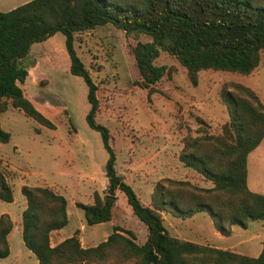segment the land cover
<instances>
[{
	"label": "trees",
	"instance_id": "trees-1",
	"mask_svg": "<svg viewBox=\"0 0 264 264\" xmlns=\"http://www.w3.org/2000/svg\"><path fill=\"white\" fill-rule=\"evenodd\" d=\"M113 23L127 34L145 33L133 54L140 73L136 83L154 90L153 83L167 73L154 59L161 49L173 54L186 68L192 84L206 68L252 72L264 50V0H26L0 10V112L8 99L38 122H53L23 92L20 82L28 66L20 63L32 42L61 31L70 58L69 70L83 77L87 85V123L98 130L107 151L104 194L94 192V201L76 204L83 209L87 224L108 221L123 191L133 213L147 227L142 243L134 240L129 228L113 230L97 244L83 246L77 230L51 244L50 232L68 222L67 199L47 185L22 184L26 198L22 210V238L38 264H264V238L256 255L200 243L172 234L164 224L162 210L189 216L207 210L215 228L228 234L230 225L245 226L247 220H264V193L247 184V156L264 136V104L257 93L237 81L222 90L229 121L215 134L187 135L181 158L186 165L211 180L208 186L191 189L157 183L151 203L145 204L115 167L116 153L110 129L95 119L99 100L92 79L74 46V32ZM10 132L0 124V143ZM190 184L189 182H182ZM13 189L0 167V199L12 201ZM13 220L0 214V257L9 254L8 233Z\"/></svg>",
	"mask_w": 264,
	"mask_h": 264
},
{
	"label": "rangeland",
	"instance_id": "rangeland-1",
	"mask_svg": "<svg viewBox=\"0 0 264 264\" xmlns=\"http://www.w3.org/2000/svg\"><path fill=\"white\" fill-rule=\"evenodd\" d=\"M21 2L0 0V10ZM74 35L75 49L97 84L99 107L95 119L110 129L116 170L141 200L150 204L153 188L160 182L187 189L211 185V180L182 160L185 136L221 131L223 123L230 119L222 90L231 81L250 86L264 104V50L252 72L206 68L199 71L194 85L179 60L161 49L154 62L165 65L168 71L149 91L136 83L140 73L133 54L136 42L149 40V35L127 34L110 22L75 31ZM64 39V34L56 31L44 40L32 42L27 54L20 58L21 64L30 67L29 76L20 82L23 92L54 126L38 122L8 99L7 108L0 112V124L10 132V138L1 144L2 160L7 163L0 167L12 183L16 200L12 203L0 199V208L9 210L16 220L22 194L18 184L36 181L32 175L38 173L44 178L38 179L40 182L64 189L70 201L64 234L77 230L83 246L94 245L118 224L131 229L134 240L142 243L147 227L133 213L123 191L116 190L117 203L108 221L87 224L83 209L76 204L92 203L95 191L104 194L107 151L100 132L87 123V85L82 76L69 70ZM248 168L251 188L264 193V150L258 157L253 152L249 154ZM256 178L257 182L252 180ZM162 215L168 230L181 238L228 249L233 246L249 255L256 254L262 246L261 219H248L245 226L232 224L230 227H236L232 234L230 230L229 236H221L223 233L215 228L207 210L185 217L162 210ZM52 236L50 232V242L55 241ZM8 242L10 254L0 257V264H34L37 258L24 244L18 223Z\"/></svg>",
	"mask_w": 264,
	"mask_h": 264
},
{
	"label": "crops",
	"instance_id": "crops-1",
	"mask_svg": "<svg viewBox=\"0 0 264 264\" xmlns=\"http://www.w3.org/2000/svg\"><path fill=\"white\" fill-rule=\"evenodd\" d=\"M24 1H26V0H22V2H24ZM21 2V3H22ZM14 7V6H13ZM50 37V36H49ZM29 74H30V67H28V75L26 76V77H28L29 76ZM1 144L2 143H0V147H1ZM264 150V136H263V138H262V140L260 141V143L255 147V148H253L249 153H248V156H247V184H248V186H249V188L250 189H252L251 188V185H250V175H249V168H248V157H249V154H251V152H253V154H254V156H256V157H258L260 154H261V152ZM2 158H3V156L1 155V152H0V165H2L3 163H7V161H5L4 159L2 160ZM5 173V172H4ZM5 176H6V178H7V180L10 182V184H11V186H12V183H11V181L9 180V178H8V176H7V174L5 173ZM21 176V175H20ZM33 176V178L34 179H36V181H33V182H21V184H18V187H17V190H20V187H21V185L22 184H32V185H46L44 182H40L38 179H40V180H43L44 178L40 175V174H38V173H36L35 175H32ZM257 179L258 178H256V179H252L253 181H255V182H257ZM16 180L18 181V178H16ZM38 180V181H37ZM252 181V182H253ZM56 192H58V193H61V194H63L66 198H67V196H66V192H65V190L64 189H62V188H56V187H52ZM12 189H13V186H12ZM252 190H254V189H252ZM14 189H13V193H14ZM254 191H256V190H254ZM118 194H119V191H116V196L118 197ZM15 193H14V199L12 200V201H10V202H12V203H14L15 202ZM116 203H117V199H116ZM148 203V202H147ZM70 204V201L69 200H67V214H68V220H69V212H68V205ZM25 205H26V198H25V196L23 195V194H20V209L16 212L17 214H16V220L14 219V217H13V215H12V213L9 211V210H7V209H3V208H0V214L1 213H4V212H7L10 216H11V218H12V220H13V227H14V225L16 224V223H18V228L19 229H21L22 230V210L24 209V207H25ZM66 226V225H65ZM65 226H63V227H61V228H56V229H53L52 231H51V233H53V236L52 237H54V240L55 241H52V239H51V244H54V243H57V242H59V241H61L62 239H64L65 237H67V236H69L70 234H64V228H65ZM13 227H12V229H13ZM12 229L10 230V232L12 231ZM234 229H236V227H230V230H231V233L230 234H232V231L234 230ZM82 231V230H81ZM10 232L8 233V236H9V234H10ZM221 236H229V234H227V235H221ZM83 245V244H82ZM219 247H222V248H227L228 246H219ZM230 247V246H229ZM262 247V246H261ZM9 249H10V246H9ZM230 249L231 250H234V251H237V252H242V250H240L239 248H236V247H230ZM30 250V249H29ZM261 250V249H260ZM260 250H258V252L256 253V254H252L253 256H256L259 252H260ZM9 254H10V250H9ZM8 254V255H9ZM34 264H38V260L37 259H35L34 260Z\"/></svg>",
	"mask_w": 264,
	"mask_h": 264
}]
</instances>
